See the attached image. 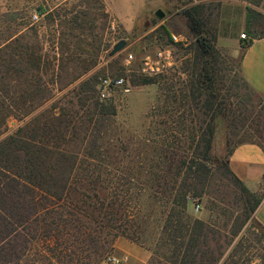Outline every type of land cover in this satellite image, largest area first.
Segmentation results:
<instances>
[{
	"label": "trees",
	"instance_id": "obj_1",
	"mask_svg": "<svg viewBox=\"0 0 264 264\" xmlns=\"http://www.w3.org/2000/svg\"><path fill=\"white\" fill-rule=\"evenodd\" d=\"M248 1L252 4L260 2ZM100 7L106 25L109 14L102 2ZM177 9L185 17L192 44L178 45L184 50V56L179 67L174 66L170 70L173 73H170L174 77L177 75L180 88H188L191 96H159L157 106L148 114L149 118L154 114L159 117L153 130L155 139H151L155 143V159L154 156H140L136 163L125 165L119 158H108L105 149V163L94 162L90 159L95 155L92 149L80 147L74 150L69 147L83 129H77L74 121H82L85 116L88 122L94 124L100 117L106 120L116 114L113 96H99L98 74L81 80L72 89L78 96H73L75 101H69L83 110V116L77 110L72 116V112L64 111L63 107L54 112L52 109L56 104H51L50 109L35 113L0 139V264H99L113 251L117 237L136 240L130 233L129 224L133 223L135 216L133 206L139 204L141 191L146 189L149 190V198L157 197L156 193L161 191L160 201L164 211L168 209L162 225L164 243L174 256H183L182 264H264V255L259 257V262L245 256L242 239L225 253L245 220L255 211L261 196L249 191L228 166V154L232 148L247 141L232 144L226 131L228 127H220L224 119H228L227 103L225 96H217L215 68L211 64L221 54L214 45L215 35L206 29L201 15L202 6L196 3L178 6ZM34 10L35 15L46 13L49 19H53L54 12L48 11L42 4H37ZM81 12L86 14V10ZM247 12L249 16H261L264 20L260 13L251 8ZM59 25L74 29L82 27V22L79 15L66 13ZM157 29L162 30L170 41V33L165 25L160 24ZM60 34L64 36V33ZM59 43L60 46L64 45L62 41ZM19 48L13 50L9 67L19 73L39 70L41 55L30 47ZM84 52L88 54L86 50L79 53L71 51L68 46L67 51L60 52V60H79L83 71L75 79L95 63L89 57L81 59L80 55ZM138 66L139 61L134 68V77L131 76L134 83L151 84L155 82V77L165 80L168 77L166 74L143 75L138 72ZM182 73L186 76L184 79L180 77ZM120 75L131 74H111ZM179 108H182L181 113H178ZM195 122L198 123L197 127L194 126ZM85 129L88 130L89 126ZM218 134L224 143V159L223 156L213 155ZM80 153L85 154L81 162L84 175L95 174L98 179L101 177L100 170H105V195L98 191H82L80 197L72 194L75 189L74 175L77 168L81 170L76 160ZM48 157L72 160L66 163L61 188L49 181L55 165L47 163ZM215 163L222 166L232 182L253 199L251 204L244 207L240 224L233 223L230 239L224 238L222 243L219 242L221 235L213 234L217 229L186 212L188 200H200L208 194ZM199 242L206 249L201 250ZM182 249L183 253H180Z\"/></svg>",
	"mask_w": 264,
	"mask_h": 264
},
{
	"label": "rangeland",
	"instance_id": "obj_2",
	"mask_svg": "<svg viewBox=\"0 0 264 264\" xmlns=\"http://www.w3.org/2000/svg\"><path fill=\"white\" fill-rule=\"evenodd\" d=\"M101 2L104 10L105 8L107 10L104 0H0V139L12 133L35 113L50 109L51 104H56L52 109L54 112L63 107L64 111L72 112V116L76 110L83 116L85 114L83 110L79 109L78 105L74 107L69 101H75L73 96H78L72 91L73 87L94 74H98L99 79L104 75L124 72L131 74L125 75L130 83V90L116 91L111 95L114 98L116 114L106 120L105 117H100L94 124L88 122L85 116L82 117V121H74L78 125L77 129H83L78 139L71 141L69 147L74 150L80 147L92 149L95 155L90 156V159L94 162L105 163V149L108 151V158H119L125 165L134 161L136 163L140 156L153 158L155 143L151 142V139H155L153 130L157 127L159 117L154 114L149 118L148 114L157 106L159 96H191L188 88H180L177 75L172 76L171 71L166 73L168 76L166 80L155 77V82L151 84L131 81V76L135 74L133 72H136L134 68L144 52L153 51L158 46L170 43L168 36L157 29L158 25H165L170 34L181 33L188 36L189 46L192 44V36L186 28L185 17L177 9L178 6L201 4V15L208 30L218 19L222 24L220 29L230 32L240 15L237 9L230 7V3H224L219 15V0H144V9L134 20H114L107 11L109 16L105 25ZM37 4H42L48 11L54 12L53 19H49L46 13L36 14L37 18H33L36 13L34 7ZM157 9L164 13L162 18L155 15ZM83 10H86V14L81 12ZM57 13L61 16L57 17ZM66 13L79 15L82 27L69 29L67 25H59ZM61 32L64 36H61ZM119 40H124L125 46L110 55V50ZM59 41L64 45L60 46ZM214 45L221 54L211 64L215 68L217 96L226 97L228 113V119H224L220 127H228L226 131L232 144L253 141L264 148V95L255 92L241 78L238 70L239 57L217 47L215 40ZM21 46L30 47L41 55L39 70H23L19 73L9 67L13 50L15 47L19 50ZM67 46L69 50L77 53L86 50L88 54L84 52L80 55L81 59L89 57L95 60V63L78 79L75 77L83 71L79 60L69 61L65 58L60 60V52L67 51ZM172 47L177 59L176 66L179 67L184 50L178 45ZM130 53L133 59L128 64L126 58ZM180 77L184 79L186 76L182 73ZM163 80L166 83L162 84L165 82ZM30 110L31 112L25 115ZM178 110V113L182 112V108ZM86 126H89L88 130L85 129ZM194 126L197 127L198 123L195 122ZM145 137L150 141L147 142ZM224 153L223 139L218 134L213 155L222 157ZM84 158L85 154L80 153L77 156L76 160L81 170L77 168L74 175L75 189L72 194L80 197L82 191L89 193L98 191L99 194L105 195V170H100L101 177L98 179L95 174L84 175L81 164ZM71 161L63 157L59 159L48 157L47 163L55 165V171L52 172L49 181L56 184L57 188H61L66 163ZM212 173L208 194L200 200L197 198L188 200L186 212L217 229L213 234L221 235L219 242L222 243L224 238L230 239L233 223L240 224L244 216V207L251 204L253 199L232 182L222 166L215 163ZM261 186V190L256 193L262 199L264 182ZM248 190L251 191L249 188ZM160 193L161 191L156 193L157 197L149 198L148 189L141 191L139 204L133 206L132 203L135 216L133 223L129 224L130 233L136 240L120 237L135 242L148 252L145 264H182L183 256H174L170 247L164 243L162 225L168 209L164 211ZM240 239L243 240L242 251L245 252V256L259 262V257L264 255V226L255 219L254 212L245 220L225 253ZM208 244L214 247L211 242ZM198 246L201 250L206 249L200 242ZM183 249L180 253H183ZM112 256L117 258L112 251L99 264H119L120 261L118 263L110 261L109 258Z\"/></svg>",
	"mask_w": 264,
	"mask_h": 264
},
{
	"label": "crops",
	"instance_id": "obj_3",
	"mask_svg": "<svg viewBox=\"0 0 264 264\" xmlns=\"http://www.w3.org/2000/svg\"><path fill=\"white\" fill-rule=\"evenodd\" d=\"M104 1L114 20H134L144 9V0ZM224 3H230V7L239 11L234 28L230 32L222 31V24L217 19L211 29H206L215 35L217 47L239 57L241 77L251 89L264 95V25H261L264 20L261 16H249L247 12L251 8L264 17V0L258 4L248 0H219V15ZM242 32L246 34L245 38L240 37ZM227 161L229 169L247 188L253 192L261 190L264 182V150L259 144L247 141L235 145ZM254 217L264 226V195L254 211ZM113 254L119 259V264H145L148 258L144 248L121 237L115 240Z\"/></svg>",
	"mask_w": 264,
	"mask_h": 264
},
{
	"label": "built area",
	"instance_id": "obj_4",
	"mask_svg": "<svg viewBox=\"0 0 264 264\" xmlns=\"http://www.w3.org/2000/svg\"><path fill=\"white\" fill-rule=\"evenodd\" d=\"M33 18H37V15H33ZM241 38H245L246 34L242 32ZM170 43L167 45H161L155 48L153 51H146L142 54L139 60L138 72L147 76H157L160 74H166L176 66L175 52L172 46L182 45L187 46L190 41L188 36L181 33H171ZM133 59V55L130 53L126 58V63L130 64ZM99 96L106 98L111 96L116 91L128 92L130 90V83L126 76H101L97 83ZM198 207V206H197ZM110 261L118 263L119 260L115 257H110Z\"/></svg>",
	"mask_w": 264,
	"mask_h": 264
},
{
	"label": "water",
	"instance_id": "obj_5",
	"mask_svg": "<svg viewBox=\"0 0 264 264\" xmlns=\"http://www.w3.org/2000/svg\"><path fill=\"white\" fill-rule=\"evenodd\" d=\"M155 15H156L158 18H162L163 15H164V13H163L160 9H157V10L155 11ZM124 46H125V41H124V40H119V41H117V42L113 45V47H112V49L110 50L109 54H110V55L115 54V53L118 52L120 49H122Z\"/></svg>",
	"mask_w": 264,
	"mask_h": 264
}]
</instances>
